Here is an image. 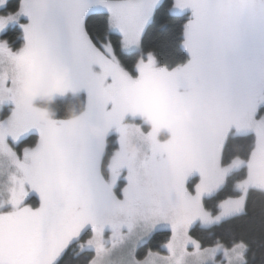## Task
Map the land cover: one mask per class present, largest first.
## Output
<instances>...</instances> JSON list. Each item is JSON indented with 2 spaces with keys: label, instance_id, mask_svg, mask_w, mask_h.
I'll return each instance as SVG.
<instances>
[{
  "label": "snow or ice",
  "instance_id": "6c2138e0",
  "mask_svg": "<svg viewBox=\"0 0 264 264\" xmlns=\"http://www.w3.org/2000/svg\"><path fill=\"white\" fill-rule=\"evenodd\" d=\"M92 4L107 10L109 27L120 33L121 48L129 49L140 44L157 0H21L15 15L0 17V29L21 13L29 21L21 25L23 47L13 51L0 42V105H13L0 119V176L6 174L0 209L11 206L0 211V264H54L84 231L90 234L79 243L92 253L87 264H103L136 233L130 264H187L189 257L203 261L218 252L231 264L241 257L242 244L201 247L189 226L239 213L249 190H264V116L255 118L264 103V0H175V7L191 10L183 29L190 58L168 69L150 51L135 61L134 76L121 66L110 40L99 47L93 42L85 27ZM41 59L53 70L68 69L61 95L86 92L79 122L38 121L21 98V76ZM181 103L191 108L189 122L169 123L160 115L175 114ZM128 116L141 118L147 131L126 122ZM88 123L101 130L98 136L88 135ZM33 128L38 142L18 155L6 137L16 141ZM232 129L252 133L254 141L246 159L221 167ZM113 131L119 148L106 166V179L102 157ZM130 131L141 148L134 156L125 151ZM241 166V197L210 216L202 197ZM122 170L126 184L117 196ZM193 172L200 180L190 192L185 181ZM29 190L38 194L35 208L23 204ZM162 224L171 231L165 251L148 248L138 258L137 245Z\"/></svg>",
  "mask_w": 264,
  "mask_h": 264
},
{
  "label": "trees",
  "instance_id": "16d2710c",
  "mask_svg": "<svg viewBox=\"0 0 264 264\" xmlns=\"http://www.w3.org/2000/svg\"><path fill=\"white\" fill-rule=\"evenodd\" d=\"M172 4L173 0H161L154 9L152 17L143 31L139 53L131 52L125 54L121 52L120 36L109 31L107 12L94 11L87 15L85 27L98 47L100 41L110 40L120 64L133 74H135L133 65L137 56L142 55L146 58V54L150 51L154 54L157 64L171 69L186 63L190 58L183 46V29L184 25L190 20L189 12L182 14L171 13L170 7ZM19 5L20 0H9L7 8L16 11L19 9ZM188 10L191 11L190 9ZM1 36L8 39L11 50L19 48L23 41L22 33L18 26L8 28ZM83 105H85V99L84 94H81L75 98L72 97L65 100L55 99L50 107L55 112V119H64L69 107H82ZM6 114L5 108L1 115L6 116ZM117 135L113 131L105 138L106 148L102 157V174L106 179L108 175L106 166L117 148ZM36 139V135L32 134L25 138L23 143L31 146L36 142ZM253 141L254 136L252 134L232 135V133H229L223 145L222 164H227L236 157L246 159ZM243 173L242 168L229 175L222 188L218 189L212 196L203 198V208L208 213L215 214L219 211L220 203L223 200L237 197L239 192L235 188V184L243 176ZM123 182L120 178L118 181L120 187ZM117 192L118 189L115 193ZM36 204L37 201L34 200L33 205L35 206ZM89 234L90 232L86 231L79 238V241H74L55 264H87L92 253L88 249L81 250L79 242L86 239ZM189 235L198 240L201 247L215 245L230 247L242 243L245 247L244 262L242 264H264V191L258 189L249 190L240 213L210 226L195 224L190 228ZM169 236V231H155L146 242L138 247L137 256L142 257L148 248L161 251L162 245Z\"/></svg>",
  "mask_w": 264,
  "mask_h": 264
},
{
  "label": "rangeland",
  "instance_id": "374dc122",
  "mask_svg": "<svg viewBox=\"0 0 264 264\" xmlns=\"http://www.w3.org/2000/svg\"><path fill=\"white\" fill-rule=\"evenodd\" d=\"M8 1H9V0H5V3L2 4V5H0V17H5V18H6V17H8L10 14H11V15H15V14L18 12V10L13 11L12 9L7 8ZM160 1H161V0H157V4H156V6L154 7V9L157 7V5L160 3ZM20 3H21V0H20ZM174 5H175V0H173V4H172L171 7H170V8H171V9H170V12H171V13H174V14H182V13H185V12H189V18H191V11H189L188 8H183V9H181V8L175 7ZM19 6H20V5H19ZM94 11L107 12V10L104 9L102 6L97 5V4H92V5L90 6V8L87 10L86 14H85V19H86V16H87V15H89L90 13H92V12H94ZM153 12H154V10H153ZM107 13H108V12H107ZM152 14H153V13H152ZM108 15H109V14H108ZM151 17H152V15H151ZM151 17H150L149 20L146 22V24H145V26H144V29H145L146 25L148 24V22L150 21ZM28 22H29V21H28L27 16H25V15L22 14V13L19 14L18 16H16V19H15V20H8L7 23L5 24V26H4L2 29H0V42H6V43L8 44V47L11 48L10 45H9V41H8V39L5 38L4 36H1V35H2L3 33H5V31H6L8 28H10V27H12V26H18L19 29L21 30V33H22V40H23V41H22V43H21V46H19V48L15 49V50H13V51H16V50L20 49L21 47H23V45L25 44V39H24L23 28L21 27V25H26ZM144 29H143V31H144ZM109 31H110V32H113V33H117V34L120 36V33H119L117 30H115V29H111V28L109 27ZM142 34H143V32H142ZM141 37H142V36H141ZM120 38H121V37H120ZM140 42H141V40H140ZM97 47H98V46H97ZM120 50H121V52H123V53H125V54L131 53V52H138V53H139V52H140V44H139L138 46L134 47V48H129V49H122L121 46H120ZM139 57H144V56H142V55L137 56V58H139ZM136 60H137V59H136ZM121 66H122V65H121ZM158 66H163V65L158 64ZM122 67H123V66H122ZM94 68H95V70H93L94 72H99V71H100V69H99L97 66H95ZM123 68H124V67H123ZM168 69H169V68H168ZM171 69H172V68H171ZM130 73H131V72H130ZM131 74H132L133 76L135 75V74H133V73H131ZM81 94H84V99H85V104H86L87 94H86V92H85L84 90H81V91L77 92L76 94H73V93L69 92V93H66V94H64V95H59V96H57L55 99L65 100V99L72 98V97L75 98V97H77V96H79V95H81ZM5 108H6L7 114H6V116H2V115H1V112H2ZM12 108H13V105H11L10 103H5V104L0 105V119L6 118V117L10 114ZM261 116H264V103H261V104L258 106V108H257V113H256L255 118H256V119H259ZM126 122L133 123V124H135L137 127L141 126L142 129H143L144 131H147V125H145V124L143 123L142 119L139 118V117H136V118H134V119H133L132 117H130L129 119L127 118V119H126ZM229 133H232V135H233V134H234V135H246V134H252V133L237 132V131H235V129H232ZM32 134L36 135V138H37V139H36V142H35L33 145H31V146H28V145L24 144V143H23V140H24L25 138H27L29 135H32ZM228 135H229V134H228ZM228 135H227V136H228ZM252 135H253V134H252ZM253 136H254V135H253ZM116 138H118V135H117ZM226 138H227V137H226ZM38 139H39V133H38V130H36V129L33 128V129H29V130H28L27 132H25V133H22V134L16 139V141H13L12 138H11L10 136H9V137H6V142L9 144V146H10V147H11V148H12V149H13L18 155H20V154L22 153L23 148H25V147H28V148L34 147L35 144L38 142ZM17 140H18V142H17ZM223 145H224V144H223ZM118 148H119V146L114 150V152H115L116 150H118ZM114 152H113V153H114ZM236 158H238V157H236ZM232 160H233V159H232ZM232 160H231V161H232ZM231 161H230V162H231ZM230 162L227 163V164H222V162H221V167H228V165L230 164ZM3 167H4V165L0 164V168H3ZM242 168H243V172H244V173H243V176H242L240 179H238V180L236 181V184H235V188H236L237 191L239 192V195H238L237 197H235V198H230V199H225V200H223V201L220 203V206H221L222 204H228V203H230V202H232V201H234V200L239 199V198L241 197L242 193H241V191L239 190V188L237 187V185H238V183L244 178V176L246 175V169H245L243 166H241V167H239V168H231L227 173H225L223 182H222L221 184H219V186H218L216 189H214L211 193L204 195V196L202 197V200H203V198H205V197L212 196L213 194H215V193L217 192L218 189H220V188H222V187L224 186V184H225V182H226V179H227V177H228L229 175H231L234 171L240 170V169H242ZM125 175H126V170H122V172H121V176H120L119 178H121L124 182L122 183V186L118 188V192L116 193L117 196L120 195V194H118L119 191H120L121 188L126 184V180L124 179V176H125ZM193 175H198V176H199V173H197V172H193L189 177H193ZM189 177L186 179V181L189 179ZM199 180H200V176H199L198 178H196L195 180L188 181V182L185 181V186H186V188H187L190 192H194V186L199 182ZM5 181H6V174H5L4 176H0V198H3V197L6 195V193H4ZM262 191H264V190H262ZM114 192H116V190H115ZM34 200L37 201V204H36L35 206L33 205ZM23 204H24V205L31 206V207H33V208L37 207V206L39 205V197H38V194L35 193L34 191L29 190V191H28V194H27V196H26V198H25V200L23 201ZM10 210H11V206H10V205H5L2 209H0V211H2V212H7V211H10ZM205 211H206V210H205ZM220 212H221V207L219 208V211H218L217 213H215V214H211V213H209V214H210V216L215 217V216L219 215ZM240 212H241V211H240ZM240 212H239V213H240ZM236 214H238V213H232V214H229V215H226V216H222L218 221H217V220H213V221L210 222V223H203V222H201L199 219H197V220L193 221V223H192L189 227L191 228V227H192L193 225H195V224H198V225H200V226H210V225H213V224H217V223H219L220 221H222V220H224V219H226V218H229V217H231V216H233V215H236ZM190 228H189V230H190ZM160 230H166V231H169L170 234H171L170 227L167 226V225H165V224H162V225L157 226V228L153 231V233H154L155 231H160ZM85 232H86V231L82 232V234H84ZM89 232H90V231H89ZM153 233H152V234H153ZM82 234H81V236H82ZM152 234H151V235H152ZM105 235H106V236L108 235L107 231L105 232ZM137 235H138V233L134 234V235L131 237V239H130L129 241H127L125 244H123V245H121V246H119V247L113 249L108 255L105 256V258H104V260H103V264H130V253H131V250H132V244H133V242L136 240ZM81 236H80V237H81ZM80 237H79V238H80ZM148 238H149V237H148ZM148 238H147V239H148ZM147 239L140 241V243L137 245V248H136V251H135V255H136V256H137V253H136V252H137L138 247L141 246L144 242H146ZM74 241H76V240H73L72 243H73ZM72 243H71V244H72ZM71 244H70V245H71ZM239 244H242V243H239ZM70 245H69V246H70ZM235 245H237V244H235ZM242 245H243V244H242ZM69 246H68V247H69ZM215 246H216V245H215ZM222 246H223V245H222ZM232 246H234V245H232ZM232 246L227 247V248H231ZM243 246H244V245H243ZM223 247H226V246H223ZM65 251H66V250H65ZM65 251H64V252H65ZM164 251H165V249L162 248L160 252H164ZM238 251H239V249H238ZM244 251H245V247H243L241 257H239V258H237V257H233V258H232V261H231V264H242V263L244 262ZM64 252H63V253H64ZM62 255H63V254H62ZM62 255H61V256H62ZM61 256H60V257H61ZM60 257H59V258H60ZM137 257H138V256H137ZM59 258H58V259H59ZM138 258H139V257H138ZM58 259L54 262V264L58 261ZM187 264H224V261H223L222 252H218V253L216 254V256H215L214 259H212V258H208V259L203 260V261L201 260V258L196 257V256L189 257L188 260H187Z\"/></svg>",
  "mask_w": 264,
  "mask_h": 264
},
{
  "label": "clouds",
  "instance_id": "9594fccd",
  "mask_svg": "<svg viewBox=\"0 0 264 264\" xmlns=\"http://www.w3.org/2000/svg\"><path fill=\"white\" fill-rule=\"evenodd\" d=\"M68 69L61 67L59 70H53L44 60H38L30 71L23 74L19 80V93L22 99L28 101V107L33 111L34 117L38 121L55 119V112L50 107L55 98L61 95V87L64 83ZM155 87V85H153ZM85 110L82 107H69L67 109L65 120L74 123L79 122ZM169 123L171 122H189L191 120V108L181 103L175 114L160 113ZM86 130L90 136H98L100 129L93 123L86 125ZM141 148L135 138V133L130 131L125 137V151L134 156L140 152Z\"/></svg>",
  "mask_w": 264,
  "mask_h": 264
},
{
  "label": "flooded vegetation",
  "instance_id": "af4514ba",
  "mask_svg": "<svg viewBox=\"0 0 264 264\" xmlns=\"http://www.w3.org/2000/svg\"><path fill=\"white\" fill-rule=\"evenodd\" d=\"M93 70H95L94 69V67H93ZM130 118V116H128V119ZM17 142H18V140H17ZM119 146V144L117 143V147ZM105 152V151H104ZM102 170V169H101ZM106 170H107V167H106ZM108 174V173H107ZM199 176L198 175H193V177H189V179L186 181V182H188V181H192V180H195L196 178H198ZM119 179L120 178H118V180H117V183H116V185L114 186V189L115 190H117L120 186H119V184H118V181H119ZM119 186V187H118ZM117 187V188H116ZM119 194H120V192H119Z\"/></svg>",
  "mask_w": 264,
  "mask_h": 264
}]
</instances>
